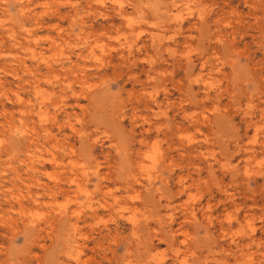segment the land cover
<instances>
[{
    "label": "rangeland",
    "instance_id": "obj_1",
    "mask_svg": "<svg viewBox=\"0 0 264 264\" xmlns=\"http://www.w3.org/2000/svg\"><path fill=\"white\" fill-rule=\"evenodd\" d=\"M0 264H264V0H0Z\"/></svg>",
    "mask_w": 264,
    "mask_h": 264
},
{
    "label": "bare ground",
    "instance_id": "obj_2",
    "mask_svg": "<svg viewBox=\"0 0 264 264\" xmlns=\"http://www.w3.org/2000/svg\"><path fill=\"white\" fill-rule=\"evenodd\" d=\"M195 8V7H194ZM189 11V10H188ZM180 13H182V12H180ZM12 32V31H11ZM82 42V41H81ZM21 98V97H20ZM25 137V136H24ZM57 160V159H56ZM151 182H152V180H151ZM32 221V220H31Z\"/></svg>",
    "mask_w": 264,
    "mask_h": 264
}]
</instances>
